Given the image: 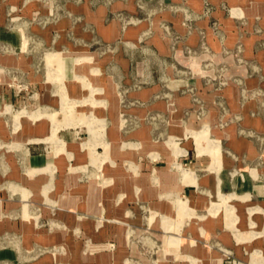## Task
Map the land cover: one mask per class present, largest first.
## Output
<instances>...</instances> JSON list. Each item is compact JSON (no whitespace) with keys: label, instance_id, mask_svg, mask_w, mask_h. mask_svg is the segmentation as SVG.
Here are the masks:
<instances>
[{"label":"rangeland","instance_id":"obj_1","mask_svg":"<svg viewBox=\"0 0 264 264\" xmlns=\"http://www.w3.org/2000/svg\"><path fill=\"white\" fill-rule=\"evenodd\" d=\"M99 6L94 26L82 10ZM263 13L264 0H0V211L16 225L0 245L19 264H204L199 247L211 264H264Z\"/></svg>","mask_w":264,"mask_h":264},{"label":"crops","instance_id":"obj_2","mask_svg":"<svg viewBox=\"0 0 264 264\" xmlns=\"http://www.w3.org/2000/svg\"><path fill=\"white\" fill-rule=\"evenodd\" d=\"M217 1L218 0H215V2H217ZM184 2L188 6V8L193 10V11H198L200 9L201 0H184ZM253 6H254V13H255V9H256L255 7L257 6V4H253ZM128 7H129V5H123V8L125 9V11H128ZM111 8L115 9V4L112 5ZM121 8H122V6H121ZM236 10H237V8H236ZM78 11H80V9ZM245 11H249V10L246 8ZM82 12L85 15L87 21L88 22H93L94 23L93 25L95 26L96 23L99 22L100 17H103V16L106 15L107 10L104 7H102V6H99L94 11H90L89 8H86V9L82 10ZM259 24L262 26V28L264 30V13L262 14V17L259 20ZM112 32L114 33V31L111 30L110 33L112 34ZM98 33L104 38L110 36L108 34V29L99 28L98 29ZM133 33H135V32H132V30H131L130 32L127 33L126 37H130L131 38L133 36ZM262 37L264 38V32H263ZM78 60H84V58H77L76 61H78ZM3 62H5L7 68H14V66L16 65V62H15L14 58L4 57ZM77 80H79V79L77 78ZM3 110L7 111V107L5 106L3 108ZM5 133H9V130H8L7 124L5 122H2V123H0V138H2ZM35 140H37V139H35ZM213 152H214L213 156L215 158V160H214L215 161V168L217 170L219 168V162L217 160L218 159V154H217L216 147H215V150ZM189 182L193 186L195 185L193 178H189ZM218 197L221 199V202H226L224 199H222L221 196H218ZM8 201L10 202V198H9ZM175 208H176L177 216L179 217L176 204H175ZM224 208H225V211L227 213L226 224H227V226L231 227V225L236 221V217L233 216V209L231 207L225 206ZM187 209H188V212H187V214H188L189 212H191V210L188 207H187ZM218 209H219V204H217L216 202H210L209 203V207L206 210V214L205 215H212L213 216L218 211ZM255 210L261 212L264 215V211L263 210H261V209H255ZM253 211L254 210L250 209V210H248V213L252 214ZM7 212H8L9 215L12 214V217L14 218L13 213H15V210H14L13 206H10V204H9ZM1 216L2 215H1V211H0V235L2 233H5V232H7V233L9 232L10 235L15 234L16 233V225L15 224H11L9 222H7V223L4 222L5 220H1L2 219ZM162 217H164V216H161V222H162ZM161 224L163 225V228H164L163 222ZM253 224H254L253 222H251V221L249 222V226L250 227H252ZM207 226H209V227L213 228V230H215V229H218L220 227V222H218L214 218L213 219H208L207 220ZM164 230L168 231L165 228H164ZM12 236H14V235H12ZM166 243L171 244L173 246H177L178 245L177 241L174 238H171V237H168L166 239ZM183 257L187 258L186 256H183ZM196 257H197V260H200V262H203L204 264H211L212 263V260L208 256V254L206 252V249L203 248V247H199L198 248ZM190 261L193 262V260H190ZM19 262H20L19 252H17L16 249L12 248L11 246L0 245V264H19ZM253 264H262V262H260V261L256 262L255 261V262H253Z\"/></svg>","mask_w":264,"mask_h":264}]
</instances>
